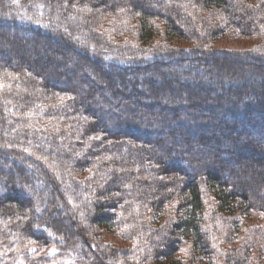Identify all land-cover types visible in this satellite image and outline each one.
Here are the masks:
<instances>
[{
	"label": "trees",
	"instance_id": "trees-1",
	"mask_svg": "<svg viewBox=\"0 0 264 264\" xmlns=\"http://www.w3.org/2000/svg\"><path fill=\"white\" fill-rule=\"evenodd\" d=\"M249 213L264 0H0V264H264Z\"/></svg>",
	"mask_w": 264,
	"mask_h": 264
},
{
	"label": "rangeland",
	"instance_id": "rangeland-1",
	"mask_svg": "<svg viewBox=\"0 0 264 264\" xmlns=\"http://www.w3.org/2000/svg\"><path fill=\"white\" fill-rule=\"evenodd\" d=\"M217 47H229L231 49H239V48H242V45L230 43L227 40H223V41H221V42H219L217 44ZM239 219H240L241 225L246 224V223L247 224L248 223H254V222L263 223L264 222V215L263 214H259V213H249L248 215H242L241 217H239ZM111 237H112V239L115 240L113 235L105 234V238L107 240H110ZM48 253H49L48 254L49 257L53 255L52 251H48Z\"/></svg>",
	"mask_w": 264,
	"mask_h": 264
}]
</instances>
